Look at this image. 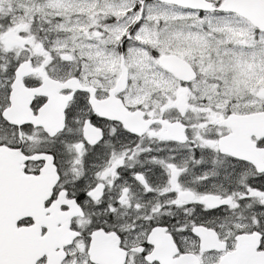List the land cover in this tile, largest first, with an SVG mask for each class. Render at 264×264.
<instances>
[{"label":"snow or ice","instance_id":"6c2138e0","mask_svg":"<svg viewBox=\"0 0 264 264\" xmlns=\"http://www.w3.org/2000/svg\"><path fill=\"white\" fill-rule=\"evenodd\" d=\"M0 264H264V0H0Z\"/></svg>","mask_w":264,"mask_h":264}]
</instances>
